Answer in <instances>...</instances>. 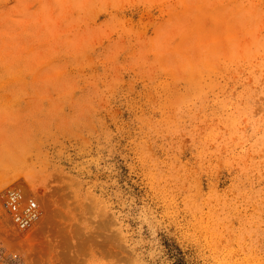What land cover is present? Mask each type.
<instances>
[{
    "label": "rangeland",
    "instance_id": "374dc122",
    "mask_svg": "<svg viewBox=\"0 0 264 264\" xmlns=\"http://www.w3.org/2000/svg\"><path fill=\"white\" fill-rule=\"evenodd\" d=\"M0 264H264V0H0Z\"/></svg>",
    "mask_w": 264,
    "mask_h": 264
},
{
    "label": "built area",
    "instance_id": "2783aa9c",
    "mask_svg": "<svg viewBox=\"0 0 264 264\" xmlns=\"http://www.w3.org/2000/svg\"><path fill=\"white\" fill-rule=\"evenodd\" d=\"M3 208L14 226L20 231L30 230L41 219L38 201L20 189L9 190L3 200Z\"/></svg>",
    "mask_w": 264,
    "mask_h": 264
},
{
    "label": "bare ground",
    "instance_id": "6f19581e",
    "mask_svg": "<svg viewBox=\"0 0 264 264\" xmlns=\"http://www.w3.org/2000/svg\"><path fill=\"white\" fill-rule=\"evenodd\" d=\"M48 205H49V203H48ZM51 206V205H50ZM49 214H50V217H49V215H47V212L46 213H44L43 215H45L46 214V216H48V218L46 217V216H44V219H45V217H46V219L48 220L49 218H51V214H52V212L50 213V212H48ZM45 221V222H48V221ZM49 221H50V219H49ZM59 234V233H58ZM62 233H60V235L59 236H62L61 235ZM64 235V234H63ZM58 236V235H57ZM58 236V237H59ZM57 238V237H56ZM65 238L67 239V236L65 235ZM21 242H23V240H20ZM66 241V240H65ZM65 243V242H64ZM70 242L68 241V244H69Z\"/></svg>",
    "mask_w": 264,
    "mask_h": 264
}]
</instances>
